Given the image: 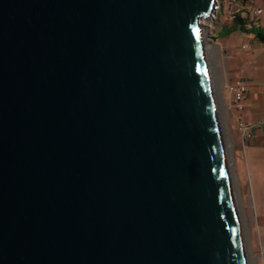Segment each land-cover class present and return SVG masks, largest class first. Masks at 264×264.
Instances as JSON below:
<instances>
[{"label": "water", "instance_id": "water-1", "mask_svg": "<svg viewBox=\"0 0 264 264\" xmlns=\"http://www.w3.org/2000/svg\"><path fill=\"white\" fill-rule=\"evenodd\" d=\"M217 6L0 0V264H248Z\"/></svg>", "mask_w": 264, "mask_h": 264}, {"label": "rangeland", "instance_id": "rangeland-1", "mask_svg": "<svg viewBox=\"0 0 264 264\" xmlns=\"http://www.w3.org/2000/svg\"><path fill=\"white\" fill-rule=\"evenodd\" d=\"M244 2H246V0H242L243 4ZM261 3L262 0H259L256 5L260 6ZM242 17L247 20V28L250 29L253 25L248 22V14L242 13ZM263 17L264 14L258 19H262ZM202 24L204 26V31L206 32L205 42L207 45L213 46L211 54H209L211 58L210 62L213 83L215 91L218 92V95L215 93V99L218 106L220 124L225 126L228 134V142L230 143L229 153L232 158V166L230 170L232 173L237 205L239 207L238 210L241 217L242 230L248 254V264H257L260 263V259L252 254L248 240L247 204L245 200V181L247 172L242 166V163L244 164L246 160V152H248L244 143L249 145L252 142V139L254 141L253 137L257 135V132L252 135V138L248 143L245 141L243 143L238 130V121L241 120L239 119V115H241V117L243 115L248 116V114L264 115V105L261 108L255 106L247 107L245 106V102H242L243 109H236V107L232 105L233 102H230L231 100L234 101L235 96L231 93L228 86L225 88L224 86L227 83V78L230 77L232 80L238 79L236 78V74L240 67L242 68V71L252 74V84L254 86H264V46L260 47L254 36L251 37L250 40L249 37H247L246 32L234 28V19L230 16L227 0H218L217 11L208 20L202 21ZM226 30L230 31L226 32ZM245 43H251L253 46L252 49L242 51L241 46ZM256 56L260 57L253 61L250 68L243 67L245 61H250ZM243 83L246 85L248 82ZM253 100L257 101L256 94H254ZM262 120L264 121V119ZM224 144L226 146L225 141ZM261 172L260 176L264 178V166Z\"/></svg>", "mask_w": 264, "mask_h": 264}, {"label": "crops", "instance_id": "crops-1", "mask_svg": "<svg viewBox=\"0 0 264 264\" xmlns=\"http://www.w3.org/2000/svg\"><path fill=\"white\" fill-rule=\"evenodd\" d=\"M264 4V3H263ZM262 3L260 5H263ZM245 23L247 21L243 19ZM254 28H261L264 31V17L259 19L257 23L253 25ZM254 35L248 34L247 37L251 40V37ZM255 38V37H254ZM256 39V38H255ZM257 40V39H256ZM260 47L264 45L260 44L257 41ZM246 44V43H245ZM228 50V49H227ZM260 56H256L252 58L250 61H245L243 63V67L250 68L253 61ZM235 65V64H233ZM229 76V75H227ZM237 80H242L243 82H248L245 85L246 88V97H245V106L250 107H263L264 100H263V92L264 86H254L252 84L253 76L252 74H248L247 72L242 71V68H238V72L236 74ZM236 81L235 79L227 78V83L225 84L224 88L229 84ZM256 94L257 101L253 100V96ZM231 100L230 102H232ZM239 115V119L244 120L246 123L251 125L256 124L257 122H264V115L256 114V115H243L241 118ZM243 118V119H242ZM240 132L241 139L244 143V136L243 132L238 129ZM257 132V135L253 139H248L246 142L248 143L249 140L252 142L247 145L244 143L245 148H247L246 152V160L242 166L245 168L247 172L245 187H246V194L245 200L247 204L246 212H247V232H248V240L249 246L251 249L252 254L260 259V263L257 264H264V259L260 255V250L262 246H264V178L260 176L262 173L264 166V126L261 129H257L254 133ZM261 132V134H260ZM253 133V134H254Z\"/></svg>", "mask_w": 264, "mask_h": 264}, {"label": "built area", "instance_id": "built-area-1", "mask_svg": "<svg viewBox=\"0 0 264 264\" xmlns=\"http://www.w3.org/2000/svg\"><path fill=\"white\" fill-rule=\"evenodd\" d=\"M259 0H246L244 4L242 0H227L229 13L232 19L237 17H242V13L248 14V22L252 25L258 22V18H260L264 14V0H262V4L257 6ZM247 21V20H246ZM251 43H246L241 46L242 51H247L252 49ZM230 88L231 93L235 96L232 105L236 107V109L242 110L243 105L242 102L245 101L246 97V88L242 80H236L233 83H229L227 85ZM264 126V122H257L256 124H249L243 120L238 121V129L243 132L245 142L248 139L252 138V135L255 130L261 129ZM260 255L264 259V246H262L260 250Z\"/></svg>", "mask_w": 264, "mask_h": 264}, {"label": "trees", "instance_id": "trees-1", "mask_svg": "<svg viewBox=\"0 0 264 264\" xmlns=\"http://www.w3.org/2000/svg\"><path fill=\"white\" fill-rule=\"evenodd\" d=\"M234 28L240 31H244L248 34L254 35L257 41L260 44L264 45V31L261 28H254L253 26L250 29L247 28V23H245L240 17L234 19ZM229 31L230 30H226V32Z\"/></svg>", "mask_w": 264, "mask_h": 264}, {"label": "bare ground", "instance_id": "bare-ground-1", "mask_svg": "<svg viewBox=\"0 0 264 264\" xmlns=\"http://www.w3.org/2000/svg\"><path fill=\"white\" fill-rule=\"evenodd\" d=\"M204 36H206V32L205 31H204ZM212 48H213V46H209V45L206 44V53H207V58H208V62H209V65H210L211 75H212V68H211V62H210V60H211L210 54H211ZM212 80H213V78H212ZM214 92L218 95V92L215 91V86H214ZM216 94H215V96H216ZM217 108H218V106H217ZM221 127H222L223 140L226 143V146L225 147H226V151H227V154H228V166H229V169H231V166H232V158H231L230 153H229L230 143L228 142V134H227V131H226L225 126L224 125H221ZM230 172H231V170H230ZM231 178H232V173H231ZM232 183H233V178H232ZM233 188H234V183H233ZM234 192H235V188H234ZM235 196H236V193H235ZM236 200H237V198H236ZM238 209H239V207H238ZM240 220H241V217H240Z\"/></svg>", "mask_w": 264, "mask_h": 264}]
</instances>
